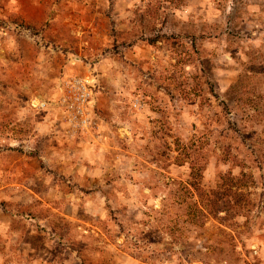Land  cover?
<instances>
[{
  "label": "rangeland",
  "instance_id": "rangeland-1",
  "mask_svg": "<svg viewBox=\"0 0 264 264\" xmlns=\"http://www.w3.org/2000/svg\"><path fill=\"white\" fill-rule=\"evenodd\" d=\"M230 20L225 0H0V264H264V212L230 246L186 189L193 164L204 189L240 165L264 190V8Z\"/></svg>",
  "mask_w": 264,
  "mask_h": 264
},
{
  "label": "trees",
  "instance_id": "trees-1",
  "mask_svg": "<svg viewBox=\"0 0 264 264\" xmlns=\"http://www.w3.org/2000/svg\"><path fill=\"white\" fill-rule=\"evenodd\" d=\"M239 172L234 175L232 171L221 174L214 187L204 189L201 185L202 167L196 169L191 164L189 172L190 183H186V189L191 190L190 198H194L191 204V218L196 223L201 218H209L215 221L225 237L224 244L233 246L234 230L229 226L235 225V219H243L244 233H248L251 226L261 218L264 212V190L257 192V184L253 175L237 165ZM196 171V172H194ZM200 228L201 224H196ZM245 244L243 245V247ZM225 258V256H224ZM227 263V258H225ZM204 264V263H203ZM247 264V263H246Z\"/></svg>",
  "mask_w": 264,
  "mask_h": 264
},
{
  "label": "crops",
  "instance_id": "crops-1",
  "mask_svg": "<svg viewBox=\"0 0 264 264\" xmlns=\"http://www.w3.org/2000/svg\"><path fill=\"white\" fill-rule=\"evenodd\" d=\"M263 3L264 0H225V23L229 21L230 25L226 28L225 24V36L229 34L228 31H233L234 23L230 20L231 18L234 17L238 19L240 14H244V11L253 17H261L264 8Z\"/></svg>",
  "mask_w": 264,
  "mask_h": 264
},
{
  "label": "built area",
  "instance_id": "built-area-1",
  "mask_svg": "<svg viewBox=\"0 0 264 264\" xmlns=\"http://www.w3.org/2000/svg\"><path fill=\"white\" fill-rule=\"evenodd\" d=\"M67 82L68 86H72L74 89V95L71 98H63L64 107L67 112H70L74 117H79L81 122L84 123L86 120V104L88 101L89 93L87 92L86 80H76L73 83ZM37 106L44 105L43 103L36 102Z\"/></svg>",
  "mask_w": 264,
  "mask_h": 264
}]
</instances>
